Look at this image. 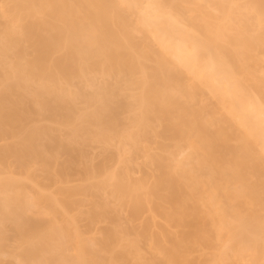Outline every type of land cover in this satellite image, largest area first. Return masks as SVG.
<instances>
[{"label": "rangeland", "instance_id": "374dc122", "mask_svg": "<svg viewBox=\"0 0 264 264\" xmlns=\"http://www.w3.org/2000/svg\"><path fill=\"white\" fill-rule=\"evenodd\" d=\"M70 3L0 0V264H264V0Z\"/></svg>", "mask_w": 264, "mask_h": 264}, {"label": "bare ground", "instance_id": "6f19581e", "mask_svg": "<svg viewBox=\"0 0 264 264\" xmlns=\"http://www.w3.org/2000/svg\"><path fill=\"white\" fill-rule=\"evenodd\" d=\"M48 0H40V2L41 3H46ZM59 2L61 3V5H62V7H63V9H64V11H65V13H66V16H65V18H70L73 14H75L76 12H75V8L71 5V3H70V0H59ZM262 6V5H261ZM262 8V7H261ZM101 18H105V16H104V14H101L100 16H98V17H95L94 18V20H98V19H101ZM106 23V22H105ZM103 24H104V22H103ZM82 27V26H81ZM107 29H108V27H107ZM74 35H76V36H82V35H86L88 38H89V43L87 44V46H91L93 43H95L96 42V35L94 34V32H93V30H89V29H86V28H80L79 29V31L77 32H74L73 33ZM107 37H109V41L111 42L112 40H113V37L109 34ZM104 39V38H103ZM114 40H116V39H114ZM100 41H101V39H100ZM103 41H105V39L103 40ZM103 41H101V42H103ZM113 42H115V41H113ZM42 45L44 46V47H47L46 49H48L49 48V42L48 41H42ZM114 45H116L115 43H114ZM105 47V46H104ZM113 47V46H112ZM177 49H178V52H177V55H179L180 56V59H178L179 61L181 60V61H183L182 63L185 65V66H188L189 68L191 67L192 68V66H193V68H195L194 66V64H191L192 66H189L190 65V63L192 62V63H195V61L193 62V61H191L190 62V60L191 59H193V58H196L194 55L193 56H191L192 54H190V56H187V55H183L182 53H185V51L184 52H182L183 51V49H185V48H179V47H176ZM104 49H106V48H104ZM175 50V49H174ZM181 50V52H179ZM186 50H188V49H186ZM192 51V50H191ZM188 52H190V50H188ZM174 53H176V50L174 51ZM195 53V51H193V54ZM42 54V53H41ZM186 54V53H185ZM43 55V54H42ZM41 55V56H42ZM189 55V54H188ZM196 55V54H195ZM192 57V58H191ZM178 58V57H177ZM190 58V59H189ZM72 59H74V55L72 54V55H70V60H72ZM193 60H195V59H193ZM73 61V60H72ZM180 61V62H181ZM187 64V65H186ZM212 78V77H211ZM210 78V79H211ZM156 83H157V80H155V83H153L151 86H150V88H149V94L151 95V94H157L158 93V91L156 90ZM234 91V90H233ZM244 121V120H243ZM0 123H1V121H0ZM246 124V123H245ZM1 130H0V135H1Z\"/></svg>", "mask_w": 264, "mask_h": 264}]
</instances>
